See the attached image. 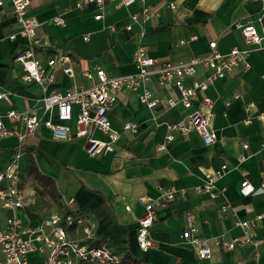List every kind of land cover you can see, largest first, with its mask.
<instances>
[{
    "label": "crops",
    "instance_id": "0c3cea01",
    "mask_svg": "<svg viewBox=\"0 0 264 264\" xmlns=\"http://www.w3.org/2000/svg\"><path fill=\"white\" fill-rule=\"evenodd\" d=\"M77 1L30 0L28 16L39 21L37 35L48 43V49L40 55L43 65L48 67V59L62 52L70 57L73 69V76L66 75L60 66L48 69L54 80L45 92L37 83L24 80L26 72L15 57L26 41L20 36L12 4L6 2L0 8V93H10L13 102L9 106L2 101L4 115L15 109L48 120L45 96L93 88L98 68L111 76L136 74L133 55L138 47L162 65L204 57L214 41L223 54L234 48L249 49L237 24L253 21L261 32L259 19L263 12L259 2L136 0L125 7L107 1L103 18L97 20L95 4L77 10ZM146 9L150 13L148 19ZM135 15L136 21L131 18ZM58 17L64 18L63 25L56 24ZM13 35L17 36L15 40L10 38ZM85 36L90 40L85 41ZM248 62L250 70L241 65L207 91L199 92L190 109L183 107L174 85L162 87L156 76L149 83L159 101L154 108L144 106L138 92L121 93L109 113L112 127L120 132V137L111 142L108 135L96 131L94 138L111 143L112 150L93 157L87 152L86 139L76 137L80 114L77 106L68 123L72 140H55L44 126L21 145L16 137L1 138L0 172L11 163L18 167L26 198V207L18 214L24 225L37 227L53 214L64 215L71 209L82 215L85 223L65 227L69 240L95 246L107 244L118 254L129 253L146 264H264V120L257 118L264 111V49L253 51ZM197 70L187 84L204 81L210 74L202 66ZM85 72L94 77L84 76ZM205 98L212 101L210 109L202 105ZM170 100L177 103L174 108L170 107ZM250 104H254L251 110ZM201 109L213 113L211 130L216 141L206 146L197 133L177 135L166 151H159L169 125ZM52 118L57 121L56 112ZM4 123L12 126L8 118H4ZM126 123L137 124L138 132H125ZM32 160L42 175L54 180L58 201L44 196L38 183L29 177ZM223 167L225 173L217 182L219 197L212 199L196 190L206 174H216ZM245 181L254 187L252 195H243ZM4 185L0 184V188ZM170 190L184 196L166 206H157V221L152 228L156 246L143 252L137 236L145 207L139 199L158 202L162 193ZM227 205L228 210L223 211ZM188 211L196 214L201 237L210 241L209 259H199L183 238ZM9 216L11 212L0 202V230L6 228ZM247 221H256L257 247L252 242L245 243L246 232L238 225ZM86 226L92 230L93 239H86ZM51 232L47 230L48 234ZM225 242H235L236 247L226 249ZM44 260L45 254L38 253L29 258L30 264H43Z\"/></svg>",
    "mask_w": 264,
    "mask_h": 264
},
{
    "label": "built area",
    "instance_id": "2783aa9c",
    "mask_svg": "<svg viewBox=\"0 0 264 264\" xmlns=\"http://www.w3.org/2000/svg\"><path fill=\"white\" fill-rule=\"evenodd\" d=\"M107 1L117 2L120 6L125 7L136 2V0H78L76 9L83 10L87 5L95 4L98 9L96 19L101 20ZM236 1L259 2L262 5L263 15L259 19L261 32L253 21L246 25L237 24L249 49L234 48L229 53L223 54L218 50L217 41H214L210 43V50L204 57L158 65L159 62L156 59L149 57L142 47H138L133 55L137 67L136 74L111 76L103 69L98 68L95 73L97 83L93 88L72 89L66 91L65 94L53 93L45 96L43 99L44 111L46 115L50 116L48 120L15 109H11L4 115L1 111L2 101L7 102L9 106H13V102L10 93H0V139L16 137L21 145L30 136L35 135L41 126H44L51 132L53 139L72 140L73 135L68 123L72 121L73 109L77 106L80 114L77 121L76 137L86 139L88 154L93 157L103 151H111V143L95 139V132L99 131L108 135L111 142L119 139L120 132L113 129L109 113L117 104L119 95L125 91L138 92L139 99L144 106L156 107L159 101L154 98L149 89V83L154 76L157 77V82L162 87L166 84L174 85L180 95L183 107L190 109L199 92L207 91L210 85L217 80L224 79L241 65L245 70H250L249 56L255 50L264 49V0ZM6 2L12 4L17 23L21 28L20 36L26 41L25 47L15 57V61L21 64L26 72L24 80L37 83L45 92L48 84L54 80V76L48 74V69L54 70L60 66L66 75L73 76L71 60L67 53L57 52L55 56L48 59V67L43 65L40 55L48 49V43L37 35L39 21L28 16L30 0H0V8ZM171 8L174 9L175 6L171 5ZM149 15L150 13L146 9L145 18L148 19ZM131 18L134 21L138 19L136 15ZM64 23L63 17L56 19V24L63 25ZM10 38L15 40L17 36L13 35ZM84 40L89 41L90 37L85 36ZM199 66L209 71V76L204 81L187 84L186 81L197 74ZM84 76L93 78L94 74L85 72ZM169 103L171 108L177 105L174 100H170ZM202 105L210 109L212 101L205 98ZM253 107L254 104H250L249 110ZM54 112L57 113L56 122L52 118ZM4 118H8L12 122L11 127L5 125ZM212 118L211 111L194 110L181 122L169 125L165 141L159 146V151H166L168 145L176 140L177 135L188 137L191 133L200 135L206 146L212 145L216 141V136L211 130ZM257 118L264 120V111L260 112ZM123 130L137 133L138 125L126 123ZM245 148L248 146L245 145ZM225 170L226 167H223L216 174H206L203 183L196 190L206 193L212 199L219 197L221 191L217 187V182L224 175ZM0 184H5L0 188V202L5 209L11 212V216L6 220V228L0 230V251L2 254L0 264H30V255L34 253L45 254L43 264H123L122 255L107 244L87 245L77 240L68 239L65 227L82 226L85 223L84 217L71 209L64 215L53 214L37 227L28 228L25 226L18 213L25 209L26 198L18 167L14 163L9 164L6 169L0 172ZM254 192V187L248 181L242 184L243 195L249 196ZM183 196L184 193L170 190L163 192L158 202L146 197L139 199V202L145 207V214L139 220L138 225L137 242L141 251L148 252L156 246L152 238V228L157 221V206H166L177 197ZM72 205H74L73 201H71ZM228 208V205L224 206L223 211H227ZM259 219L261 216L257 220ZM185 220L186 228L183 238L192 245L199 259H209L212 255L210 241L201 237L196 214L192 211L186 212ZM256 221L239 222L238 225L246 232L245 243L252 242L257 247L259 243L254 241ZM48 229L52 231L51 234L47 233ZM83 231L87 240L94 238L90 227H84ZM28 234L29 236H27ZM223 247L232 250L236 247V243L225 242Z\"/></svg>",
    "mask_w": 264,
    "mask_h": 264
},
{
    "label": "trees",
    "instance_id": "16d2710c",
    "mask_svg": "<svg viewBox=\"0 0 264 264\" xmlns=\"http://www.w3.org/2000/svg\"><path fill=\"white\" fill-rule=\"evenodd\" d=\"M29 177L38 183L42 189V194L46 197H50L54 201H58V190L53 179L44 176L40 173L38 166L34 160H32L29 168ZM123 264H146L145 262L135 258L129 253L122 255Z\"/></svg>",
    "mask_w": 264,
    "mask_h": 264
}]
</instances>
